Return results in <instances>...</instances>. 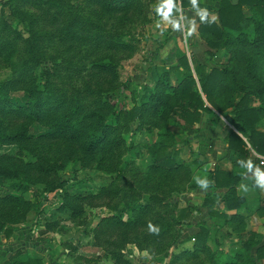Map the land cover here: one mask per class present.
<instances>
[{
	"label": "trees",
	"instance_id": "trees-1",
	"mask_svg": "<svg viewBox=\"0 0 264 264\" xmlns=\"http://www.w3.org/2000/svg\"><path fill=\"white\" fill-rule=\"evenodd\" d=\"M87 1L98 7L91 13L95 20L82 17L80 11L85 8L72 5L70 0H6L17 25L14 27L0 17V68L9 70L0 80V147L17 146L30 153H38L39 146L50 147L49 153H64L66 147L72 156L79 154L87 163L107 168L114 176L121 172L120 157L135 148L136 134L144 128H158L159 141L151 150L153 162L145 175L135 178L138 185H131L130 191L110 185L98 194L81 195L69 192L67 182L59 181L54 174L55 162L45 157L20 163L11 156L0 155V186L10 181L14 191L0 195V234L10 238L13 230L6 228V224L26 220L37 203L28 201L25 194L32 185L43 184L46 189L42 196L57 191L62 200L58 211L69 213L73 219L84 215L88 203L114 199L123 203L118 213H126L128 218L123 219L120 214L103 218L95 230L98 247L116 236L122 247L131 242L144 249H167L168 264H185L186 260L197 264H257L264 258V245L247 241L246 252L241 249L228 258L225 252L208 245L212 235L205 223L189 239H194L193 249L170 253L182 237L177 226L197 209L184 207L176 219L172 215L167 217L169 211L160 213L156 209L162 205L170 207L164 202L168 199L167 190L173 186L170 192L185 191L181 185L194 173L191 165L180 158L182 145L168 125L175 120L183 133L192 137L201 132L205 114L213 110L222 115L229 112L230 123L238 131L229 130L224 141L234 170L211 171L210 192L202 207L210 210L211 218L223 219L234 231L245 230V218L236 211L246 199L238 196L236 189L244 181V169L260 165L261 159L253 152L264 157V132L257 128L264 120V0H209L215 10L206 12L200 9L199 0L195 4L182 0L183 9L199 15V38L209 48L205 53L207 62L192 58L195 77L188 58L182 56L177 67L166 68L156 78L151 76L154 85L146 82L142 94L128 84L114 92L101 81L108 77L111 81L117 79L119 65L112 54L129 48L123 39L124 32L106 33L109 24H102L104 16L128 15L140 9L142 0ZM176 13L177 7L173 5L168 17ZM62 16L74 19L56 28L59 32L52 30ZM221 52L226 54L225 62L208 65ZM45 62H51V66L44 68ZM177 68L185 72L178 82L173 74ZM85 72L89 81L76 85L75 77L83 80ZM17 92L27 97L23 105L12 99ZM35 124L47 131L34 136ZM55 145L58 146L54 150ZM144 191L150 195L142 204ZM221 202L225 204L224 213L218 208ZM261 211L264 213V207ZM149 225L158 227L159 233L150 231ZM19 255L20 252L16 253L4 264H42L34 258L18 261ZM114 261L132 264L119 255Z\"/></svg>",
	"mask_w": 264,
	"mask_h": 264
},
{
	"label": "rangeland",
	"instance_id": "rangeland-1",
	"mask_svg": "<svg viewBox=\"0 0 264 264\" xmlns=\"http://www.w3.org/2000/svg\"><path fill=\"white\" fill-rule=\"evenodd\" d=\"M203 1L207 2L209 0H202V3ZM70 2L72 5H81L85 8L80 11L82 17L96 19L91 14L93 10L98 9L96 5L88 3L87 0H70ZM181 2L182 0H173V5L177 7V11L179 6L182 7ZM164 5L165 0H142L140 9L128 15L104 16L102 24L105 21L109 24L106 33L114 35V30L124 32L125 37L123 39L129 45L128 50L125 52L112 54L119 65L118 76L116 80L112 81L109 77L101 79L104 87L115 92L121 87L123 88V85L128 84L131 85L132 90L142 94L146 82L151 86L154 85L150 82L151 76L156 78L166 68H170L178 62L180 52L178 49L175 51L172 46L179 41L176 38V31L180 32V38L181 35L183 38V33L180 29V22L176 24V22L169 19H176L177 16L173 15L165 19L158 12V9H162ZM202 8H205V6ZM185 10L187 9H183V11ZM0 17L16 27L17 22L12 17L10 7L6 5V0H0ZM60 19L62 20L51 27L52 30L59 32L56 28L62 27L65 21L69 22L74 17L62 16ZM174 25H178V27L174 28ZM179 42L182 43V39ZM218 60H223L222 52L219 53ZM48 66H51V62H45L43 65L44 68ZM8 74L9 70L0 68V80ZM82 76H85L83 80L75 77L76 85L83 86L89 81L86 72ZM183 77L184 75L180 73L176 82ZM122 90L125 92L124 89ZM12 99L19 105H23L27 101V97L23 92L14 93ZM230 119L231 114L229 112L222 115L213 110L211 114H205L202 117L201 132L192 137L183 133L175 120L168 125V129L174 134L177 143L182 145L180 158L191 165L194 173L189 177L188 182L182 183L181 188L185 191L180 193L170 192L173 186L167 190L166 196L168 199L164 202L170 207L159 206L156 209L157 212L162 213L167 210L170 212L167 217L172 215L175 219L178 218V212L187 206L196 208L197 212H200L199 207L202 198L204 201L206 194L210 192L211 171L213 169L229 171V162L224 161L229 159L224 134L229 130L238 131L230 123ZM257 128L264 132V120ZM46 131L47 129L42 125L35 124L32 126L34 136L43 134ZM220 136L222 140L218 138ZM134 140L135 148L120 157L119 168L121 172L119 174L114 173V176H111V171L107 168L97 166L96 163H87L79 154L72 156L66 147L64 153H49L50 147L46 146H39L38 153H30L17 146H4L0 147V155L6 154L20 163L34 162L37 156L45 157L52 163L55 162L54 174L59 181L67 182V189L70 193L90 195L91 192L98 194L100 189L110 185L121 190L128 189L131 185L135 187L138 185L134 182L135 178L145 175L148 166L153 162L151 150L153 144L159 141V129L147 130L144 128L143 131L136 134ZM57 146L55 145L54 150ZM218 153L222 154L219 155ZM262 161H260V165L264 167V163L261 164ZM202 183L206 184V187L200 186ZM10 184V181H6L4 186H0V195H8L14 192ZM165 188L167 189V187ZM45 189L46 186L43 184L32 185L25 194V198L28 201L37 203L35 208L28 214L25 221L15 225L6 224V228H12L13 234L10 238L0 234V264H4L18 252H20L18 261L34 258L40 260L42 264H87L85 259L96 260L98 261L96 264H115L116 255L124 256L132 264H149L151 261H158V264H168L170 262V257L166 258L167 249L159 251L155 246L144 249L140 248L137 243L131 242L122 247L116 242V236L103 247L96 246L95 230L103 218L114 214H120L123 219L128 218L126 213H118L123 208V203L118 199L107 203L95 201L92 204H85L84 215L81 218L73 219L69 213L58 211L62 200L57 191L47 194V197L44 198L42 195ZM127 191H130V189ZM143 193L140 203L145 204L146 197L150 194L149 191ZM195 212L191 218L177 226L182 237L173 248H170V253H180L183 250L194 248L191 240L190 244L187 245V240L194 235L195 226L199 227L202 223V221L196 219ZM206 213H208V210ZM204 221L203 223L210 230L227 229L223 222L214 220L210 216H205ZM54 224H57V226H52ZM247 227L252 229L253 232L251 233L255 231L264 232L258 221L255 223L247 221ZM210 242V247L213 249L212 246L214 248L215 245L219 246L221 239H218L215 244L211 240ZM165 246L166 244L162 245L163 248ZM185 264H197V262L186 260Z\"/></svg>",
	"mask_w": 264,
	"mask_h": 264
},
{
	"label": "crops",
	"instance_id": "crops-1",
	"mask_svg": "<svg viewBox=\"0 0 264 264\" xmlns=\"http://www.w3.org/2000/svg\"><path fill=\"white\" fill-rule=\"evenodd\" d=\"M200 1V9L204 12L206 11H213L215 10V5L212 4L209 1ZM205 8H202L204 7ZM175 16H177L176 19L173 18H169L170 21H174L176 22V24L181 25V30L183 33V38L181 35L180 38V32L176 31V38L180 41L182 39V43H180L178 41V43H174V45L172 46L173 49L175 51H177V49L180 52L179 58L182 56H186L188 58L189 61V65L191 67L192 73L193 75L196 77V73L194 70V66L192 63V58H196L198 61L202 62V63H206V52L209 49L207 47V45L205 44V42H203L200 38H199V34H198V18L199 15L197 12L191 10V9H187L185 11H183L182 7L179 6V9L177 11V13L175 14ZM175 18V17H174ZM170 24H174V23H170ZM178 32V35H177ZM182 45V47H181ZM176 55V53H175ZM219 54L215 57V59L212 62H209L208 65H214L215 63H222L225 62L226 57L225 54H223V60L219 61L218 60ZM176 64H173L172 66L177 67ZM171 66V67H172ZM185 75V72L182 69L177 68L173 74L176 75V77L179 74ZM220 140H222V137H218ZM225 142V141H224ZM226 148L228 147L227 144L225 143ZM219 155H221L222 153H218ZM253 155L261 160L264 161V157L258 155L257 153H253ZM224 161H227V163L229 162V171H233L234 167L232 165V163L230 162L229 159H226ZM262 161V165L263 162ZM215 170V169H213ZM257 170L259 171L260 174H264V167L259 165V166H255L252 169L246 170L244 169V171L246 172V174L244 175V181L242 182V184L236 189L238 196H242L245 197L246 199V203L243 204L241 206V208L236 211V213L240 214L241 216H243L245 218V225L246 228L244 231H234L231 227L227 226V229H212L211 230V241L214 242V244L217 242L218 239H221V243H219V246L215 245V248L212 246L213 250H215L216 248L220 249V251H223L226 253V256L228 258H232L234 257V255H236L237 251L239 250H243V252H246L244 249V244L247 241H254L257 243H260V245H264V232L261 231H255L254 233H251L253 231H251L252 229H248L247 227V221H252V222H259V225H261L263 227L262 230H264V213H262L261 209L264 207V191L261 190L260 188V184L258 183V174H257ZM259 187H257V185ZM226 190L223 191V193ZM206 194V193H205ZM208 194V193H207ZM206 194V195H207ZM203 205V198L199 207L200 212H195L196 214V219L205 222V216H209V212L210 210L208 208H204L202 207ZM219 211L220 212H226L225 211V204L224 203H220L218 205ZM208 210V213H206V211ZM229 214H231L230 212H228ZM214 220H217L219 222H223V219L220 218H216ZM201 223V224H202ZM198 224V223H197ZM200 224V225H201ZM199 225V226H200ZM195 233L199 232V227L195 226ZM192 235V234H191ZM193 236V235H192ZM191 237V236H190ZM189 238V237H188ZM190 239V238H189ZM187 240L188 243L187 245L190 244V240ZM185 241V242H187ZM193 242V241H192ZM210 242V241H209ZM208 245H211V242ZM194 244V242H193ZM222 244V245H221ZM192 245V244H191ZM232 256V257H230ZM257 264H264V258L261 259Z\"/></svg>",
	"mask_w": 264,
	"mask_h": 264
},
{
	"label": "clouds",
	"instance_id": "clouds-1",
	"mask_svg": "<svg viewBox=\"0 0 264 264\" xmlns=\"http://www.w3.org/2000/svg\"><path fill=\"white\" fill-rule=\"evenodd\" d=\"M193 4L196 3V0H191ZM173 7V0H165V5L162 9H158V12L163 15V17L166 19L168 15L171 13ZM202 22L204 21V17H201ZM178 25H174V28H177ZM258 174V183L260 184V188L262 191H264V174H260L259 171L257 170ZM200 186L206 187V184H201ZM150 231L156 232L157 234L159 233V229L156 226L149 225Z\"/></svg>",
	"mask_w": 264,
	"mask_h": 264
},
{
	"label": "built area",
	"instance_id": "built-area-1",
	"mask_svg": "<svg viewBox=\"0 0 264 264\" xmlns=\"http://www.w3.org/2000/svg\"><path fill=\"white\" fill-rule=\"evenodd\" d=\"M193 241H194V239H193Z\"/></svg>",
	"mask_w": 264,
	"mask_h": 264
}]
</instances>
